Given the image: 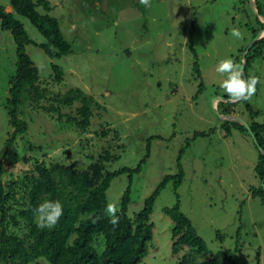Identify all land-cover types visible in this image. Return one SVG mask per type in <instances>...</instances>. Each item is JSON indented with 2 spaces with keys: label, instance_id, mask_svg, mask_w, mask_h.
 <instances>
[{
  "label": "rangeland",
  "instance_id": "obj_1",
  "mask_svg": "<svg viewBox=\"0 0 264 264\" xmlns=\"http://www.w3.org/2000/svg\"><path fill=\"white\" fill-rule=\"evenodd\" d=\"M47 1L52 6L49 13L71 43L72 53L60 58L51 59L43 52L38 45L44 37L13 11L10 0H0V5L23 23L34 42L25 51L39 69L40 86L51 92L39 104L50 106L55 94L77 87L95 103L90 125L81 132L21 100V118L28 128L14 139L3 180L19 179L32 168L33 160L87 168L108 149L116 158L105 161L106 169L134 168L148 149L131 182L127 173L120 174L106 191L108 204L119 209L130 184L127 214L134 218L165 175L182 171L178 187L169 180L154 201L152 240L141 264H176L184 252H190L171 253L173 222L162 209L177 202L176 193L180 210L209 252L238 248L234 264H264V202L250 192L262 184L254 168L258 151L251 135L232 126L226 133L215 111L222 101L217 98L227 95L220 86L226 74L216 71L218 63L230 58L244 68L243 54L254 40L251 28L260 25L250 1L150 0L148 7L139 0ZM262 10L264 14V6ZM233 29L242 38L234 37ZM16 59L10 32L0 28V158L12 131L6 99ZM51 64L63 70L60 83L52 80ZM251 75L258 76L260 83L247 101L260 111L256 120L264 122V47L244 76ZM79 105L75 102L71 109ZM236 110L248 121L243 103ZM150 136L158 137L148 141ZM195 259L203 260L200 255ZM30 264L49 263L39 259Z\"/></svg>",
  "mask_w": 264,
  "mask_h": 264
},
{
  "label": "trees",
  "instance_id": "obj_2",
  "mask_svg": "<svg viewBox=\"0 0 264 264\" xmlns=\"http://www.w3.org/2000/svg\"><path fill=\"white\" fill-rule=\"evenodd\" d=\"M10 5L16 14L27 18L44 37L45 42L38 46L48 57L54 59L72 53L71 43L65 39L58 19L49 13L52 6L47 0H10ZM255 6L263 17L264 0H255ZM38 7L43 11H38ZM256 19L260 25L251 28L253 39L264 30V23L259 21L258 16ZM0 28L10 32L16 45L17 57L15 72L8 81L6 99L8 123L12 131L6 137L0 158V263L30 264L45 259L49 264H141L148 254L152 240L153 225L150 215L154 201L169 180L174 181L175 189L178 187L182 171L165 175L145 198L142 209L134 218L127 214L130 202L128 184L120 198L117 212L119 223L116 226L109 223L110 217L106 215V191L111 181L120 174L127 173L130 183L133 174L139 173L141 165L146 161L148 149L134 168L106 169L105 161L116 158L110 156L108 149L100 154V161L90 163L87 168H80L76 163H55L48 166L33 160L32 168L24 171L19 179L10 178L4 181L3 177L7 174L5 164L9 162L14 139L23 135L28 128L27 122L21 118V100H26L27 105L33 109L56 115L58 122L69 123V126L72 125L81 132L90 125L95 103L92 96L75 87L55 94L50 106L39 104L51 92L48 87L40 86L39 69L25 51V46L33 44V40L28 36L23 23L2 5ZM263 47L264 36L251 44L242 58L244 75L253 60L262 55ZM243 51L244 49L240 50V56ZM51 69L52 80L60 83L63 79L62 68L51 64ZM201 89L202 85L199 84L198 91ZM223 98L229 99L227 95ZM75 102L80 105L72 110ZM240 103L249 112L248 121L241 116L244 115L243 112L236 110ZM218 104L220 115L239 117L246 122L255 136V141H252L257 148L258 157L254 168L259 181L262 183L263 180V185L251 187L250 192L252 197H259L264 202V122L256 120L260 111L253 110L247 100L221 101ZM66 107L70 110L64 112ZM220 126L226 133H229V126H232L249 135L247 129L236 121L222 119ZM106 133L103 132V135ZM154 137L158 136H150L147 140ZM31 148L30 146L29 149ZM23 159L26 161L28 158L24 156ZM176 198L177 202L173 206L162 209L173 222L171 253L177 255L184 249L190 250L184 252L176 264H234L239 249L209 252L191 220L180 210L177 193ZM46 200H58L64 209L59 222L52 228H41L37 224L35 210ZM197 255L202 256L203 260L197 261Z\"/></svg>",
  "mask_w": 264,
  "mask_h": 264
},
{
  "label": "clouds",
  "instance_id": "obj_3",
  "mask_svg": "<svg viewBox=\"0 0 264 264\" xmlns=\"http://www.w3.org/2000/svg\"><path fill=\"white\" fill-rule=\"evenodd\" d=\"M139 3L145 7L150 6V0H139ZM232 35L236 38H242V33L238 29H233ZM216 71L220 74H226V78L221 83V87L227 93L228 98L232 102L248 100L257 91V85L260 83V78L256 75H251L245 78L242 68L238 66L233 59H225L218 63ZM37 224L41 228H52L60 220L64 214L63 205L60 201L46 200L37 208ZM118 208L115 204L109 203L106 208V215L110 217L109 223L116 226L119 223L117 216Z\"/></svg>",
  "mask_w": 264,
  "mask_h": 264
},
{
  "label": "water",
  "instance_id": "obj_4",
  "mask_svg": "<svg viewBox=\"0 0 264 264\" xmlns=\"http://www.w3.org/2000/svg\"><path fill=\"white\" fill-rule=\"evenodd\" d=\"M249 1H250V4H251L252 8L254 9L256 15H258V16L261 18V20H263V22H264V17H262V16L259 14V12H258V10H257V8H256V6H255V0H249ZM263 36H264V31H263L262 33H259L258 36H257L256 38H254V40L252 41V43H253L255 40H258L259 38H261V37H263ZM248 49H249V48H248ZM248 49H247V50H248ZM246 52H247V51H246ZM246 52H245V53H246ZM245 53L243 54V58H244ZM242 60H243V59H242ZM242 64H243V66H244L243 61H242ZM242 69H243V67H242ZM217 99H218V100H222V101H224V102H229V101H231L230 99H225V98H222V99L217 98ZM216 103H217V102H216ZM215 111L218 113V115H219V117H220L221 119H227V120H231V121H236V122H239L240 124H242V125L247 129L249 135H251V138L253 139V141H255V136H254L253 132L250 130L249 126L246 124V122H245L244 120H242V119H240L239 117H236V116H222V115L219 114V112L217 111L216 107H215ZM257 147L259 148V150H261V147H260L258 144H257ZM262 185H263V180H262Z\"/></svg>",
  "mask_w": 264,
  "mask_h": 264
}]
</instances>
